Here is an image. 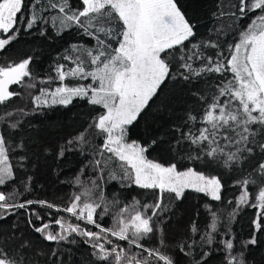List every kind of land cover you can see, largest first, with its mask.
<instances>
[{
	"label": "snow or ice",
	"instance_id": "1",
	"mask_svg": "<svg viewBox=\"0 0 264 264\" xmlns=\"http://www.w3.org/2000/svg\"><path fill=\"white\" fill-rule=\"evenodd\" d=\"M24 2L0 0V51L17 35L21 22L27 29L37 23L35 13L30 19L24 18ZM40 4L41 0H33L30 7ZM79 4L82 7L73 10L70 0H59L50 7L64 14L54 18L57 22H71L83 28L97 41V47L85 53L87 61L77 58L74 68L65 71L64 65H57L59 85L51 91L40 89L33 103L37 107L49 103L68 105L73 98H81L102 108L94 121L95 129L103 137L98 152L101 159H96L94 166L103 173L111 164L118 170L109 173L111 179L120 181L121 187L151 190L154 202L136 200L130 206L120 207L111 228L99 223L100 217L110 211L102 190L97 202L92 198V190L85 187L63 208L47 201L17 202L20 193L7 190L15 180V172L10 163L8 140L0 133V220L15 215V210L24 209L42 221L40 226L31 219L28 223L47 241L67 240L64 233L86 237L98 264H176L159 247L150 248L144 243L157 231L154 217L168 198L165 194L180 198L185 190L191 189L218 201L223 187L221 179L204 170L191 167L179 170L174 163L165 166L150 159L147 153L156 141L148 145L130 141L129 131L166 81H191L205 72L218 74L221 80L210 93V99L200 97L205 101L200 112L196 115L189 112L185 126L173 128L170 150L177 154L186 152L189 160H200L213 172L221 168L235 170L255 158L252 171L240 181L242 191L238 202L246 204L251 197L252 206L264 210V0H236L231 3L232 11L220 12L221 16L248 18L250 22L239 33L238 41L229 45L227 55L218 52L215 60L205 57L199 49L218 48V44L192 42L196 35L194 25L179 9L176 0H79ZM253 12L257 14L251 17ZM194 61H201V64L193 67ZM30 63V59H24L0 65V106L19 95L9 90L10 85L34 87L33 83H25V78L32 79ZM68 78L90 80V83L70 86L64 83ZM77 139L83 141L84 137ZM257 148L260 154L253 157ZM64 151L63 147L58 150L61 156ZM93 185L100 187L95 181ZM249 185L257 186L255 195L248 191ZM34 203L68 213L98 231L67 223L63 217L43 222L44 216L31 207ZM260 216L264 217V211ZM53 224L61 231L49 230ZM262 226L264 221L255 222L257 230ZM211 227L215 230V223ZM111 237L124 243H116ZM201 239L211 243L213 238L207 234ZM255 243L254 237L247 241V244ZM223 244L227 264H244L243 259L232 254L234 244L230 239ZM27 246V242L21 244V248ZM187 248L191 249L192 244ZM180 251L189 254L183 245ZM0 264H26L24 253L18 251L15 256H9L0 248Z\"/></svg>",
	"mask_w": 264,
	"mask_h": 264
},
{
	"label": "trees",
	"instance_id": "2",
	"mask_svg": "<svg viewBox=\"0 0 264 264\" xmlns=\"http://www.w3.org/2000/svg\"><path fill=\"white\" fill-rule=\"evenodd\" d=\"M53 2L59 3V0H41L40 5L30 7L33 0H25L22 10L24 18L30 19L35 13L37 23L27 29L26 24L21 22L17 35L0 51V65L31 60V80L38 86V93L40 89L51 91L59 85L57 65H64L65 71L74 68L77 58L87 61L85 53L97 47V41L83 28L54 19L64 14L50 7ZM235 2L236 0H176L179 9L194 25L196 35L192 42L200 45L209 41L218 44V48L201 47L199 51L205 57L211 56L215 60L216 54L221 51L227 55L229 45L238 41L239 33L250 22L248 18L220 15L221 11H232L231 3ZM70 4L73 10L82 7L79 0H70ZM256 14L253 12L250 16L254 17ZM200 64L201 61H194L193 67ZM220 80L218 74L205 72L191 81H166L129 131L130 141L135 140L144 145L156 141L147 153L150 159L165 166L174 163L179 170H186L187 167L204 170L221 179L223 187L221 200L218 201L193 190H186L180 198L165 194L168 198L158 216L154 217L157 231L144 243L150 248L159 247L176 264H227L223 241L229 239L234 244L232 254L243 259L244 264H264V226L260 230L255 227V222L264 221V217L260 216L264 210L252 206L254 201L251 197L246 204L238 202L242 191L240 181L252 171L255 158L251 159V163L245 162L235 170L221 168L213 172L206 169L202 161L189 160L186 152L177 154L170 150L169 141L173 139V128L176 125L184 127L189 112L194 115L200 112L205 103L200 97L208 96L210 99V93L216 90ZM89 82L90 80L68 78L64 83L75 86ZM12 91L19 95L0 106V116H12L9 121H14L12 124L17 127L11 128L8 123L1 127L0 133L8 140L10 163L15 172V180L10 182L7 190L20 193L17 202L47 201L63 208L71 203L74 194L84 191L85 187L92 190V198L97 202L102 190L110 207L109 213L99 219V223L105 228L113 226L120 207L130 206L136 200L154 202L151 190L135 186L121 187L120 181L111 179L109 173L118 171L111 164L105 167L103 173L94 166V161L101 159L98 152L103 143V137L95 129L94 121L103 111L102 108L89 104L86 99L75 98L66 106L47 105L23 109L20 98L22 91L20 88H13ZM80 136L84 137L83 141L77 139ZM68 141L72 143L69 144ZM61 147L65 149L62 156L58 152ZM259 154L257 148L253 157ZM21 157L25 159L22 160ZM253 176L255 177V173ZM93 181L100 187H95ZM256 187L249 185L248 191L255 195ZM31 207L44 216L43 222L63 217L67 223L80 224L81 228L98 231L85 221H77L68 213L57 212L38 203ZM15 213L6 220H0V248L9 256L22 251L26 264H98L92 255L94 249L86 242V237L64 233L67 240L58 243L47 241L28 223L31 219L36 226H40L42 221L30 216L24 209L15 210ZM213 223L215 230L211 227ZM193 228L196 229L195 232ZM49 230L61 231L54 224ZM207 234L213 238L211 243L201 239ZM253 237L256 243L247 244ZM111 239L116 243H124L115 241V237ZM24 242L28 246L21 248ZM189 244H192L191 249L187 248ZM181 245L189 254L180 251Z\"/></svg>",
	"mask_w": 264,
	"mask_h": 264
},
{
	"label": "rangeland",
	"instance_id": "3",
	"mask_svg": "<svg viewBox=\"0 0 264 264\" xmlns=\"http://www.w3.org/2000/svg\"><path fill=\"white\" fill-rule=\"evenodd\" d=\"M29 82L33 83L34 87L26 88L23 84L10 85L9 86V90L10 91H12L13 88H20V90L22 91V95H21L20 98L22 99L21 106H22L23 109H25V108H33V109L37 108V106L33 103V98H34V96L39 95L40 92L39 93L37 92V87L38 86L32 80H29V78H25V83H29ZM73 99H75V98H73ZM48 105H53V104L49 103ZM55 105H61V104H55ZM44 106H47V105H44ZM64 106H66V105H64ZM11 117L12 116L1 118V116H0V131H1V127L3 125H8V123L11 125L14 122V121H9V118H11ZM188 190H191V189H188ZM220 195H221V193H220Z\"/></svg>",
	"mask_w": 264,
	"mask_h": 264
}]
</instances>
